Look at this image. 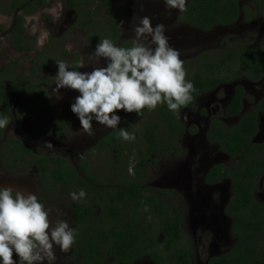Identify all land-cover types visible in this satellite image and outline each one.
Listing matches in <instances>:
<instances>
[{"label":"flooded vegetation","instance_id":"flooded-vegetation-1","mask_svg":"<svg viewBox=\"0 0 264 264\" xmlns=\"http://www.w3.org/2000/svg\"><path fill=\"white\" fill-rule=\"evenodd\" d=\"M34 1L36 0H31L29 3ZM55 1L46 0L44 9H40L38 5L28 9L19 8L22 13L16 16L14 27L7 32L11 47L32 56L31 72L28 75L24 74L18 61L0 67V70H4L1 78L3 86H0V90L8 99L6 101L0 97V118L7 117L10 121L9 125L0 132V186H7L5 180L9 176L21 187H27L24 189L35 192L39 202L49 207L48 211L51 210L50 213L54 217L53 224L58 219L63 220L70 228L76 230L75 243L69 251L62 252L57 246L54 247L56 259L52 264H97L98 258H88L85 251L91 233L96 230L105 234H109L110 231H131L142 233L143 236L138 239L137 246L130 244L128 249L124 250L116 248V254L112 252L104 257L102 264H182V253L187 255V264H211L212 260L224 256H229L228 263L232 264L230 255L239 241L234 233L235 225L239 216L249 214L233 205L236 189L234 179L237 184L240 180L242 195L251 191L253 198L264 205V167L260 170L255 168L257 175L254 181H251L250 164L224 150L219 141H211L212 134L214 138L217 137L212 123L218 121L227 133H230L229 130L234 129L242 118L255 113L258 130L253 136L246 137L250 144L248 143V147L244 148L242 155H248L251 148L255 147L250 158L264 159V78L258 81L241 78L223 82L196 97L193 107L180 109L178 113L180 129L164 128L162 125V133H156L155 143L161 140L163 143L151 154L148 152L154 145L143 142V129L133 141L119 138L121 126L132 114L125 113L121 116L120 111L115 114L123 118L114 129L100 125L93 119L95 137L93 143L87 146L88 139L83 133L78 117L73 112H68L65 117L56 116L54 113V107L59 102L66 103L68 109H71V105L80 94L67 88L60 90L59 99L53 94L58 72L56 62L64 61L69 65V70L87 72L86 66L80 67L81 64L86 65L83 53L69 52L65 35L71 36L75 29H78L81 35H85L83 51L87 60L92 56V63L88 60L90 64L87 65L88 68L106 66L107 62L101 59L97 64L94 55L97 44L89 37L90 22L93 18L88 17L86 11L84 18L80 19L78 10L69 4L70 0L65 1V6L69 8L73 20L59 34H56V28L60 23H57V26L51 25L48 41L41 49L38 47L37 37L28 35L25 17L45 10ZM189 1L187 0L186 6ZM242 1L246 0H239L241 14L238 21L229 27L216 28L228 32L234 26L241 23L249 24L255 19L264 22L263 17L245 21L243 7L252 8L251 11L254 13L258 5L257 0H253L250 6H245ZM111 2L120 7L114 0ZM129 4L133 7L134 25L145 16L151 19L153 27L157 24L164 25L167 21L163 20L166 18L165 14L173 12L175 13L173 19L179 21V16L183 13L166 8L163 0H154L145 5L137 4L135 1H130ZM3 9L7 16L18 12V10L13 12L10 10V0L4 3ZM105 14V10L101 11V16L97 19H101V29L105 25L103 20ZM19 16L23 17L21 26L23 32H15ZM119 17V14L114 15L115 20ZM65 18L66 15H63L61 24L66 22ZM121 23L118 28H122ZM179 24L192 29L180 22ZM0 32H5V29ZM199 33L207 34L200 31ZM123 35L121 31L117 46L132 41V38L125 39ZM64 51L67 54L62 58ZM17 83L28 88L33 86V93L25 89L19 93L8 89ZM238 87L244 93L240 112L229 116L227 108L231 105ZM22 94L30 96L32 100L28 107L14 112L12 96ZM36 101L38 104H34ZM32 106H35V111H31ZM14 122L16 138L7 137V132ZM135 123L129 121L124 129L133 133ZM73 131V134H78L77 137L74 141L67 142ZM111 135L113 137L110 141L102 146L99 145ZM110 142L112 146L109 145ZM47 143H51L53 149L44 147ZM96 149L97 153L93 155L92 152ZM112 154H114L113 158L108 159ZM140 155L147 158L145 165L142 166L146 176L143 173L137 176ZM97 156L102 159L98 164L95 163ZM163 156H168L170 160L168 164L160 167ZM39 157H45V160L41 161ZM56 157L65 159L64 180L59 181L53 175L60 166L57 161H51L49 158ZM261 163L264 164V161L262 160ZM135 183L140 184V191L135 189ZM119 189L125 191L128 196L124 201L115 202L113 211L115 218L109 219L107 217L110 212L108 215L106 213L111 207L110 200L115 190ZM80 190L85 191L86 198L73 201L70 193H78ZM61 202L69 204L70 208L58 212ZM90 209H94V216L90 215ZM168 218L173 222L172 228H167ZM165 229L171 233L170 237L174 240L169 250L170 237L167 238ZM176 231L177 234L174 235ZM99 241L100 238H97V244ZM13 259L19 264V257L15 253ZM45 264L48 262L46 261Z\"/></svg>","mask_w":264,"mask_h":264},{"label":"clouds","instance_id":"clouds-1","mask_svg":"<svg viewBox=\"0 0 264 264\" xmlns=\"http://www.w3.org/2000/svg\"><path fill=\"white\" fill-rule=\"evenodd\" d=\"M187 0H164L168 9L187 11ZM130 47L115 45L103 39L95 47L97 64L103 59L106 66L94 67L91 72L69 70L64 61L56 62L58 72L53 94L59 97L61 89L80 93L71 111L78 117L83 131L92 135V121L114 129L121 118L115 113L123 110L138 116L144 109L155 110L166 104L169 111L178 113L181 107L191 103L195 91L180 52L169 44L165 26H152L147 16L133 26ZM84 67L83 64L80 65ZM10 121L0 118V129ZM119 138L133 141L134 133L120 128ZM53 149L51 143L44 145ZM73 201L86 198L84 190L70 193ZM76 230L63 220L53 224L49 211L38 197L13 186H0V262L16 264H52L55 261L54 247L62 252L70 250L75 243Z\"/></svg>","mask_w":264,"mask_h":264},{"label":"trees","instance_id":"trees-1","mask_svg":"<svg viewBox=\"0 0 264 264\" xmlns=\"http://www.w3.org/2000/svg\"><path fill=\"white\" fill-rule=\"evenodd\" d=\"M30 1L31 0H10V10L12 12L17 11L21 7L28 9V7L34 5H38L40 9H44L46 7V0H36L32 3H29ZM69 4H72L74 9L78 10L80 19L84 18L86 11L88 12V17L90 16L93 18L90 22L89 37L90 39L93 38V41L96 42V44L105 38L110 39L115 45L118 43V39L121 36L122 31V28H118V25H120L122 21V15H124V10L121 6L119 7L114 5L111 0H70ZM256 4L258 7L254 13L249 7H243L242 11H244L246 16L245 21H250L255 17L264 18V0H257ZM186 8L187 11L183 12L179 16V22L200 32H209L214 29V27L232 26L238 21L241 14L239 0H190ZM114 9L116 11H114ZM104 10L106 11V14L103 18V20H105V25L103 26L104 28L101 29V19H97L100 18V13ZM118 14L120 17L118 20H115L114 15L116 16ZM22 24L23 17L19 16L18 25L15 28V32L24 31L21 27ZM107 26L108 28H106ZM3 30L4 29L0 27V31ZM131 43L132 41H126L120 46L130 47ZM226 48L227 50L225 49L224 53L221 55L219 54V51H216L210 55L206 53L203 55V60L200 63L197 60H195L196 64L192 61V63H184V68L187 72L186 79L193 83L195 89V91L192 93L193 99L191 103L184 107H193L196 97L223 82L241 78L258 81L264 78V44L259 45L257 48H255L253 45H250L243 46L240 49L231 48L230 44H228ZM66 54L67 52L64 51L62 58H64ZM194 67L195 69L193 70ZM3 74L4 70L2 69L0 70V86H3L1 83ZM13 74L14 73L12 72V75ZM18 79L21 80L20 77H18ZM11 80L12 79L10 77V81ZM33 88V86L28 88L21 83H17L15 85H11L8 89L10 91L19 93L24 89L28 92H32L34 91ZM243 94V90L238 87L231 105L227 108V115L234 116L240 112ZM0 97L8 101L7 97L1 90ZM36 103L38 104L37 101L34 102V104ZM182 108L183 107L180 109ZM30 109L31 111H35V106H32ZM150 112L154 113V115H150V117L154 120H148L143 128V142L154 145L153 148H151V150L148 152L149 154H151L158 145L163 143V140L155 143L156 133H162V125L164 128H181V124L178 121L179 112L173 113L169 111L166 104L160 105L152 111L144 109L142 114L139 116L133 112L124 122L121 128H125L129 121L139 123L143 118L147 117ZM212 128L217 132V137L214 138V135L211 133L213 137L211 141H219L224 150L228 151L233 156H239L242 161H247L250 164L249 170L251 171V173H249V179L254 181L257 175L255 168L260 170V168L264 167V164L261 163V161H264V159H260L258 157L250 158L252 153L255 151V147L251 148V152H249L248 155H242V153L244 148L248 147V143L250 144L246 137L249 138L251 135L253 136L258 130L255 113L242 118L234 127V129L229 130L230 133H227V131L218 121H214L212 123ZM1 130L2 129H0V132ZM112 137L113 135L105 140H102L99 145L102 146L107 141H110ZM10 142L13 143L12 141ZM109 145L112 146L111 142ZM95 153H97V149L92 152L93 155ZM39 159L44 161L45 157H39ZM145 159L147 158H143V156L141 157L140 155L141 161L137 166V176H140L144 172L142 166H144L146 163ZM49 160L58 162L60 169L58 168L56 174L53 173V175L56 176L57 180L59 181L64 180V170L66 167L65 159L62 157H56L53 159L49 158ZM60 171L63 174H61ZM143 175L146 176L147 174L143 173ZM234 181L236 189L234 191V198L232 201L233 205L236 208L249 212V214L248 216L238 217L239 220L235 225L234 233L238 236L239 241L234 251L230 255L232 257L231 262L232 264H264V205L253 198L251 191L242 195L240 180L239 184H237L235 179ZM134 185L135 189L140 191V184L135 183ZM114 193L115 194L113 195V198L110 200L111 207L106 213L108 215L110 212V215L107 217L109 219L115 218L113 215V211L115 210V202L118 200L124 201L128 196L126 195L127 193L125 191L120 189L115 190ZM130 198L133 199L132 197ZM89 213L91 216H94V209H90ZM106 214H103V216L106 217ZM113 223H115V221H113ZM167 224L169 226H167V228H172L174 226L172 220L169 218L167 219ZM166 233L167 238L171 236V233H169L167 230ZM176 234L177 231L174 232V235ZM97 238H100L99 244H97ZM141 238H143L142 233H135L131 231H110L109 234H105L103 231L96 230V232L91 233V239L86 243L87 246L85 251L88 258H98L97 264H102L103 258L112 254V252L115 253L116 248L124 250L128 249L130 244H135L137 246L138 239ZM173 241L174 240L170 237L168 250L172 248L170 244ZM105 251L106 253H103ZM228 257L229 256H224L221 259L212 260L211 264H229ZM181 259L182 264H187V255L185 253H182Z\"/></svg>","mask_w":264,"mask_h":264},{"label":"rangeland","instance_id":"rangeland-1","mask_svg":"<svg viewBox=\"0 0 264 264\" xmlns=\"http://www.w3.org/2000/svg\"><path fill=\"white\" fill-rule=\"evenodd\" d=\"M9 0H0V27L5 29V32H0V67L7 65L10 62L18 61L19 64L22 66V72L26 75H28L31 72V55H26L20 51H18L15 47H11L9 45L7 32L14 27L15 25V19L17 15H20L22 13L21 10H18V12L15 15L7 16L5 15L6 12L3 9L4 3L8 2ZM66 0H56L52 5H50L45 10L39 12V13H32L31 15H28L25 17V27L27 29L29 36L37 37L38 41V47L41 49L44 47L46 42L48 41L51 32L49 29L51 28V25L57 26L59 23L58 28H56V34H59L60 31L64 30V28L73 20V15L69 13V8L65 6ZM118 5H120L124 10V15L122 18V31H123V38L128 39L132 38L134 36L133 33V7L130 6V1H135L137 4L145 5L150 4L154 0H114ZM247 1V2H246ZM242 1L245 6H250V4L253 2V0H246ZM164 2V0H163ZM96 8V7H94ZM252 9V8H251ZM100 12V11H98ZM63 15H66L65 23L61 24V21L63 20ZM175 13L169 12L165 14L166 22H169V24L164 23L165 26V35L169 39V44L171 47L175 48L180 52V59L186 63V62H193L196 64L197 60L199 63L203 60V55L208 53V55L219 51V54L221 55L224 53V50L226 49V45L230 44L231 48L234 49H240L243 46H250L254 45L255 47H258L259 45H263L264 43V22L261 19H255L254 22L245 24L241 23L238 26H234L233 28H230L228 32H223L224 29L222 28H215L212 32H207V34H201L199 31L194 29H188L182 25L179 24V21L177 19H173ZM101 16V13H100ZM52 22H51V20ZM259 21V22H258ZM58 23V24H57ZM65 42H67V50L75 51V52H82L85 59L86 71L91 72L93 69L89 66V62L92 63V56H89V62L84 54L83 47L85 46V35H81V33L78 31V29H75L71 36L65 35ZM69 38V40H68ZM179 38V39H178ZM178 39V41H177ZM191 62V63H192ZM195 67L193 68V70ZM80 95V94H79ZM78 95V96H79ZM57 96V95H55ZM75 99V98H74ZM32 100V98L28 95H15L12 96L11 102H12V108L15 111H19L21 108H26L29 105V102ZM75 103V101L73 102ZM54 113L56 116H63L65 117L68 112H72L71 109H68L66 103H57L56 107H54ZM120 115L124 116L125 111L120 110ZM150 115H154L153 112H150L149 115L145 118H143L139 123H136L134 125L133 133L135 134V138H137L141 134V129L144 128V125L148 120H154L150 117ZM186 117V116H185ZM123 118V117H121ZM187 119V117H186ZM9 131L7 132V137H14L16 138V127L15 122L12 124V127H10ZM92 129V135H89L85 132H83L88 139L87 146L93 143V139L95 135L93 134ZM74 131L71 133V136L68 138L67 142H72L77 137L78 134H73ZM114 154L110 155L108 159H112ZM155 158H160L158 156H155ZM162 161L159 164L161 167L162 165L168 164V160L170 158L168 156L161 157ZM95 163L98 164L99 160H102L101 157L97 156L95 158ZM101 163V162H100ZM6 184L7 186H13L16 189L22 190L24 192H30L35 194V192H31L32 190L24 189L27 188L24 186L21 187L17 182L13 181L12 178L7 176L6 178ZM37 196V194H36ZM45 201L48 199H44ZM61 205L58 207V212H62L63 210L69 209V204H66L64 202L60 203ZM44 205V204H43ZM46 210H49L48 206H45ZM69 207V208H68ZM51 210L49 211V219L50 221L54 220V217L51 215ZM59 248V246H57Z\"/></svg>","mask_w":264,"mask_h":264}]
</instances>
